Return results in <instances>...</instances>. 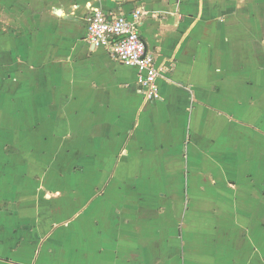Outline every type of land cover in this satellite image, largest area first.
<instances>
[{"label": "crops", "instance_id": "crops-1", "mask_svg": "<svg viewBox=\"0 0 264 264\" xmlns=\"http://www.w3.org/2000/svg\"><path fill=\"white\" fill-rule=\"evenodd\" d=\"M83 3L63 22L70 99L100 133L80 146L86 151L65 153H81L99 178L81 180V194L68 190L72 182L55 184L63 192L44 194L52 219L42 221L38 208L33 222L15 230L16 242L1 226L0 264H185V236L217 217L191 209L204 201L197 196L221 184L233 192L232 170L258 168L264 154V0ZM95 7L146 13L140 35L168 71L157 81L158 101L141 96L133 68L89 46L84 18Z\"/></svg>", "mask_w": 264, "mask_h": 264}, {"label": "rangeland", "instance_id": "rangeland-1", "mask_svg": "<svg viewBox=\"0 0 264 264\" xmlns=\"http://www.w3.org/2000/svg\"><path fill=\"white\" fill-rule=\"evenodd\" d=\"M93 1L0 0V214L9 212L8 221L0 215V227L9 230L4 236L10 243L16 242L20 225L36 219L38 208L45 209L42 221L49 223L44 194L64 190L55 184L72 182L75 187L68 190L81 194V180L99 178L83 166L87 160L81 153H65L68 147L85 150L80 146L100 133L95 121H84L71 106L65 60L70 47L63 25L69 11ZM13 49L15 57H8L6 51ZM230 176L233 192L223 184L208 188L197 196L204 201L191 205L217 217L203 219L199 235L185 236V264H264V154L258 168L240 163ZM212 224L218 227L215 233L208 231Z\"/></svg>", "mask_w": 264, "mask_h": 264}, {"label": "built area", "instance_id": "built-area-1", "mask_svg": "<svg viewBox=\"0 0 264 264\" xmlns=\"http://www.w3.org/2000/svg\"><path fill=\"white\" fill-rule=\"evenodd\" d=\"M145 15L141 8L128 14L90 8L84 18L86 41L92 48L104 49L119 65L133 68L141 96L156 102L160 99L157 81L168 71L157 67L154 54L140 35L139 27Z\"/></svg>", "mask_w": 264, "mask_h": 264}]
</instances>
